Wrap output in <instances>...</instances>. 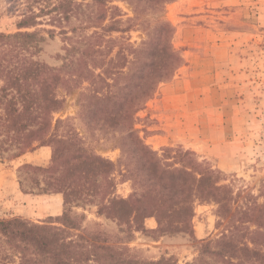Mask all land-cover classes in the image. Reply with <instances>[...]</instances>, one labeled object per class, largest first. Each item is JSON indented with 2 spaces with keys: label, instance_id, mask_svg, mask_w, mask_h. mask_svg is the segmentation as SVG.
<instances>
[{
  "label": "trees",
  "instance_id": "1",
  "mask_svg": "<svg viewBox=\"0 0 264 264\" xmlns=\"http://www.w3.org/2000/svg\"><path fill=\"white\" fill-rule=\"evenodd\" d=\"M117 1L133 8L135 17L128 27L122 26L121 10L110 7L108 0H25L26 11L16 25L18 32L0 34V155L15 151L10 155L15 159L36 148L52 147V167L46 172L56 173L62 148H76L70 152L77 155L67 159L73 160L69 179L55 178L48 183L64 195L65 207L83 198L86 181L98 172L108 177L111 189L117 166L95 154L88 155L76 137H72L74 144L58 136L57 128L63 121L54 123L53 115L65 104L56 90L63 85L80 88L88 84L79 102L80 113H87L102 128L121 135L118 146L124 176L135 187L128 199L107 194L99 213L136 231H145L143 221L155 217L158 232L191 235L194 205L216 203L220 222L229 219L232 225L218 240L202 246L197 262L209 256L225 264H264V244L257 238L264 237V203L257 207V229L251 230L252 221L244 222L250 217L243 219L247 213L236 218L234 193L222 185L220 172L199 163L189 151L170 155L173 151L169 149L160 158L134 130L136 114L181 64L170 43L172 25L159 20L151 28L145 17L163 14L166 6L177 0ZM43 18L54 27L60 26V34L67 40V63L60 69L34 59L43 38L39 32L27 30L43 25ZM72 18L80 20L85 29L93 28L92 35L78 39L69 35L62 25ZM136 28L147 35L139 47L127 41L120 44L123 37L113 38L115 33L125 34ZM75 173L81 176L77 185L72 180ZM77 224L68 212L45 225L21 219L0 220V257L3 254L8 258L11 252L17 264H174L172 259L140 261L127 247L112 246L103 234H91Z\"/></svg>",
  "mask_w": 264,
  "mask_h": 264
},
{
  "label": "rangeland",
  "instance_id": "2",
  "mask_svg": "<svg viewBox=\"0 0 264 264\" xmlns=\"http://www.w3.org/2000/svg\"><path fill=\"white\" fill-rule=\"evenodd\" d=\"M108 1L110 7L121 10L122 26L128 27L135 17L133 8L126 2ZM25 11V0H0V34L18 32L16 25ZM48 18L42 19L43 25L27 31L39 32V37L43 38L34 59L60 69L67 63V40L60 34V26L50 25ZM159 20L172 25L174 34L170 43L181 58V64L136 114L134 130L160 158H164L169 149L173 151L170 155L189 151L199 163L220 172L222 185L230 187L234 193L236 218L247 213L243 219L250 218L244 222L252 221L250 227L255 231L259 219L257 207L264 203V0H177L168 4L163 14L145 17L151 28L157 26ZM62 26L75 39L90 36L94 31L85 29L76 18ZM49 31L55 33L51 35ZM121 37L120 44L127 41L134 47L147 40L141 28L113 35V38ZM87 86L68 88L63 85L56 90L65 104L61 112L53 115L54 123L63 121L57 128L58 136L74 144L72 137H76L88 155L95 154L117 166L111 176L112 188H108V177L98 172L95 178L86 181L83 198L73 200L66 207L63 205L61 215L38 218L42 214H38L40 204L35 202L31 207L36 215L26 218L23 207L28 204L20 198L21 193L61 195L64 199V195L48 183L55 178L69 179L73 160L67 159L74 158L77 154L70 151L77 149L62 148L56 173L46 172L52 167V147L36 148L15 159L10 156L15 151L4 152L0 155V220L21 219L45 225L56 222L68 212L80 229L103 234L110 245L127 247L130 255L140 261L172 259L174 264H225L209 256L197 262L202 246L218 240L232 225L229 219L220 222L216 203L194 205L191 235L158 232L155 217L143 221L145 231H136L99 213L107 194L128 199L135 187L124 176L123 156L118 146L121 135L102 128L96 120L88 118L87 113H80L79 102ZM166 135L171 141L162 144L161 137ZM41 148L49 149L48 161L41 166L29 162L30 154ZM44 152L42 159H45ZM79 179L81 176L75 173L72 180L76 185L80 184ZM53 226L63 228L60 223ZM257 238L264 244V237ZM8 255L10 257L4 258L2 254L0 264L18 263L14 254Z\"/></svg>",
  "mask_w": 264,
  "mask_h": 264
},
{
  "label": "crops",
  "instance_id": "3",
  "mask_svg": "<svg viewBox=\"0 0 264 264\" xmlns=\"http://www.w3.org/2000/svg\"><path fill=\"white\" fill-rule=\"evenodd\" d=\"M161 139H162V144H169V142L171 141L168 135L161 137ZM42 152H44L45 154V159H42L41 157ZM48 154L50 155L48 148H41V150H37L33 154H30V157H28L30 159L28 160L31 163L41 166L44 165V163H46L45 161H48L49 158ZM20 196L22 201L28 204L26 207H23V209L26 211V215H25L26 218H31L32 214L33 216L36 215L35 213L36 211H33V208L31 207V205L35 202L40 204L39 209L41 211L38 214L41 213L42 216H38V215L37 216L38 218L41 219L46 217L59 216L63 211L64 199L63 196L61 195H32V194L21 193Z\"/></svg>",
  "mask_w": 264,
  "mask_h": 264
}]
</instances>
